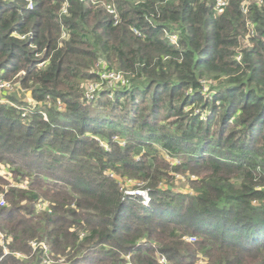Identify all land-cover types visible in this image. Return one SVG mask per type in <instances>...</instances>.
<instances>
[{
  "label": "trees",
  "instance_id": "16d2710c",
  "mask_svg": "<svg viewBox=\"0 0 264 264\" xmlns=\"http://www.w3.org/2000/svg\"><path fill=\"white\" fill-rule=\"evenodd\" d=\"M226 1L0 0V264H264V0Z\"/></svg>",
  "mask_w": 264,
  "mask_h": 264
},
{
  "label": "built area",
  "instance_id": "2783aa9c",
  "mask_svg": "<svg viewBox=\"0 0 264 264\" xmlns=\"http://www.w3.org/2000/svg\"><path fill=\"white\" fill-rule=\"evenodd\" d=\"M226 2H227L226 0H216L214 9H215V12L217 14H219L223 11V8L226 5ZM103 5H104L106 11L113 16V18L115 19V22H116L117 14H116V10H115L113 3L112 2H110V3L103 2ZM29 8H32L31 3H29ZM67 9H68L67 0H64V2L62 3V6L60 8V14L61 15L67 14ZM65 36H66V33L64 30H62L61 37L63 38ZM168 38H169V41L171 43H176V41H177V35L175 33L169 34ZM42 64L43 63H39V66H41ZM97 66L98 67H97L96 73L99 76V81H91L89 83H86L83 86V96L85 99L89 100V99L93 98L94 93L100 91L104 86H108V87L127 86V80L124 78L123 73L121 71L114 70V69L108 67V65L104 62H99L97 64ZM16 88H17L16 83L12 82L11 80L0 79V102H6L7 103L8 101L5 99V95L8 92L13 91ZM33 105H34V103H33ZM61 105L62 104L58 101V104H57L58 108H60ZM26 113H27V110L24 109L22 115H25ZM43 118L45 120L47 119L45 114H43ZM128 183H130V181H127V184ZM14 184L15 183H13V182L10 183V185H14ZM19 186L25 187L26 185L19 184ZM131 192L132 191H127V193H129V194H132ZM137 193L140 195L142 193L146 194L145 191H139V190H137ZM146 196H147V194H146ZM147 201H148V196H147ZM5 205H6L5 199H4L3 195L0 194V206H5ZM46 206H48L47 203L39 202L36 205V208L38 210H46V208H47ZM2 237H3V235L0 233V238H2ZM189 239H195V237H190ZM30 245L34 249L37 246H41L46 251L45 245L40 244L38 242L35 243L33 241H30ZM16 256H20V255L16 254ZM158 260H159L160 264H167V260L162 255L159 256ZM41 263L42 264H51V261L48 258L44 257L42 259Z\"/></svg>",
  "mask_w": 264,
  "mask_h": 264
},
{
  "label": "rangeland",
  "instance_id": "374dc122",
  "mask_svg": "<svg viewBox=\"0 0 264 264\" xmlns=\"http://www.w3.org/2000/svg\"><path fill=\"white\" fill-rule=\"evenodd\" d=\"M141 78H143V75L141 76ZM7 95H15V96L19 97L20 100L25 101V102H27L29 105H32V106H33V103H34V102H32V100H31V98H30V93H29V91H27V92H21V91H19V90L16 88V89H14L13 91L8 92ZM94 95H97V92H95ZM63 109H64V107L61 105V107L59 108V110L63 111ZM7 172H9L8 167H7L6 165L1 164V165H0V175H2V176L4 177V179H5L8 183H11V182H13V181H12L10 175H9ZM25 180H26V178H25ZM25 180H23L22 183H20V184L26 185V181H25ZM13 183H14V182H13ZM128 184L131 185V181H130V183H128ZM185 186H186V181L183 179V177H182V176H176V179H175V181H174V185H173V189H174L175 191H183V192H184V191H185V188H184ZM4 190H6V187H5V186H4ZM2 193H3V192H2ZM2 193H0V194H2ZM131 193H132V194H136V195H140V194L137 193V190H132ZM141 195H142V198L144 199V203H146V202H147V196H146V194H145V193H142ZM141 195H140V196H141ZM190 237H191V236H185V237H183V240H185V241H187V242H190V243L196 241V238H195V239H189ZM8 242H9V239H8ZM33 242L37 243V241H34V240H33ZM39 243L45 245L43 242H39ZM37 245H38V244H37ZM31 247H32V246H31ZM45 247H46V245H45ZM33 249H34V248H33ZM46 249H47V247H46ZM17 255H18V253H17ZM19 255H20V254H19ZM20 256H21V255H20ZM20 256H17V257H20ZM45 258H46V257H45ZM41 264H42V263H41Z\"/></svg>",
  "mask_w": 264,
  "mask_h": 264
}]
</instances>
